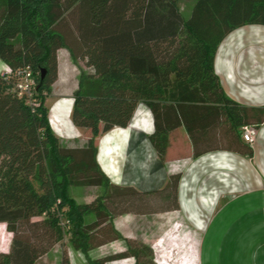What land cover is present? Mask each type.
<instances>
[{"label": "trees", "instance_id": "trees-1", "mask_svg": "<svg viewBox=\"0 0 264 264\" xmlns=\"http://www.w3.org/2000/svg\"><path fill=\"white\" fill-rule=\"evenodd\" d=\"M178 1L0 0V60L11 71L0 75V223L13 234L0 264H36L66 238L85 254L122 239L113 206L124 202L138 206V200L163 195L179 209L180 174L170 176L163 189L141 192L113 185L98 164L97 138L128 127L140 102L153 113L150 139L161 160L170 134L180 127L186 128L196 157L220 149L253 157L242 129H258L264 108L230 100L214 61L234 30L264 26V0H195L188 18ZM63 48L86 67L73 111L74 123L91 129L83 145L64 143L49 121L46 99ZM25 69L36 81L32 98L20 97L16 89L17 72ZM222 131L224 139H211ZM72 188L115 193L77 203ZM132 227L139 241L127 239L124 252L89 263L133 258V264H156L139 228ZM61 264H70L69 258L63 256Z\"/></svg>", "mask_w": 264, "mask_h": 264}, {"label": "crops", "instance_id": "crops-1", "mask_svg": "<svg viewBox=\"0 0 264 264\" xmlns=\"http://www.w3.org/2000/svg\"><path fill=\"white\" fill-rule=\"evenodd\" d=\"M214 71L230 100L247 108H264V26L247 25L230 33L218 48ZM79 77L69 51L60 49L58 74L46 106L54 134L64 143L83 145L91 129L73 121ZM154 131L153 113L140 102L128 127L97 138V161L111 183L147 192L165 188L170 176L180 174L179 211L199 230L208 228L205 248L219 251L217 261L209 258L204 264L252 262L250 251L253 262H264V251L259 254L261 261L256 251L264 246V123L251 145L253 157L224 149L196 157L186 128L180 127L170 134L161 160L150 139ZM213 138L224 139V132ZM181 161L186 164L176 170Z\"/></svg>", "mask_w": 264, "mask_h": 264}, {"label": "rangeland", "instance_id": "rangeland-1", "mask_svg": "<svg viewBox=\"0 0 264 264\" xmlns=\"http://www.w3.org/2000/svg\"><path fill=\"white\" fill-rule=\"evenodd\" d=\"M195 2V0L178 1L179 10L185 18L190 16ZM74 63L78 68L80 81L81 74L86 72V67L81 61H74ZM6 66L7 65L0 60V75H5L10 72V69ZM184 164H186V162H178L175 169L180 170V166L182 168ZM114 193L112 189H93L89 190V192L84 188L71 189V195L77 203H90L94 200H98V198L114 195ZM138 203V206L131 205L132 207L126 205V202L113 206L115 213L113 223L117 231L121 234L122 239L111 241L85 254L75 250L70 240L66 238L63 243L55 246L52 251L40 258L36 264H61L63 256L69 258L70 264H90V260H101L124 252L127 248V239L137 242L140 238L138 233L133 230V225L139 228V234L142 235L141 239L143 244L153 251L156 264H204L209 258H213L217 261L216 256H218L219 251L215 250V252H209L205 248V241L209 235L207 232L208 228L203 231L199 230V228L195 227L190 221L184 218L179 209H172L174 203L172 200L168 199V196L149 197L143 201L138 200ZM127 208L139 210L140 215L117 214V212L126 210ZM240 219L244 221L246 216H242ZM93 220L94 218H92V216L88 217V221ZM239 223L240 222L236 225L238 226ZM12 238L13 234L8 231L7 225L0 223V254L10 251ZM260 238L261 234L259 233L257 234V239ZM262 250L264 251V246H259V249L256 250L258 251L257 255L263 253ZM256 251H253V253H256ZM247 255L248 260L252 262H243V264H264V262H253V258L251 257L252 251L248 252ZM249 257H251V259H249ZM261 258L262 254L260 256V261ZM134 261L133 258H129L114 261L109 264H133ZM217 263L226 264V262ZM227 264H229V262Z\"/></svg>", "mask_w": 264, "mask_h": 264}, {"label": "built area", "instance_id": "built-area-1", "mask_svg": "<svg viewBox=\"0 0 264 264\" xmlns=\"http://www.w3.org/2000/svg\"><path fill=\"white\" fill-rule=\"evenodd\" d=\"M11 72V71H10ZM9 72V73H10ZM17 75L20 76V82L16 85V89L19 92V96H28L32 98L34 95V89L36 87V81L33 78L32 72L29 69H25L17 72ZM35 101L31 100V104H34ZM258 136V129L254 127H244L242 129L243 140L252 145Z\"/></svg>", "mask_w": 264, "mask_h": 264}, {"label": "water", "instance_id": "water-1", "mask_svg": "<svg viewBox=\"0 0 264 264\" xmlns=\"http://www.w3.org/2000/svg\"><path fill=\"white\" fill-rule=\"evenodd\" d=\"M44 77H45V71L42 72V78H44Z\"/></svg>", "mask_w": 264, "mask_h": 264}, {"label": "bare ground", "instance_id": "bare-ground-1", "mask_svg": "<svg viewBox=\"0 0 264 264\" xmlns=\"http://www.w3.org/2000/svg\"><path fill=\"white\" fill-rule=\"evenodd\" d=\"M258 261H259V259H258ZM257 263V262H256Z\"/></svg>", "mask_w": 264, "mask_h": 264}]
</instances>
